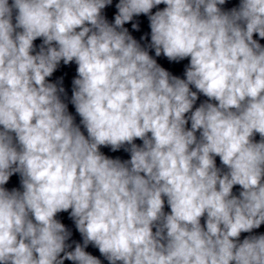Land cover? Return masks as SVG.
<instances>
[{
    "label": "clouds",
    "instance_id": "9594fccd",
    "mask_svg": "<svg viewBox=\"0 0 264 264\" xmlns=\"http://www.w3.org/2000/svg\"><path fill=\"white\" fill-rule=\"evenodd\" d=\"M112 3L0 0V264H101L89 244L109 264H264V234L238 242L264 224V0H119L109 24ZM141 14L155 57L190 58L185 79L124 27ZM61 61L87 136L46 80ZM198 93L218 103L193 111ZM125 144L127 161L100 151ZM17 173L23 192L4 187ZM69 210L83 244L65 251Z\"/></svg>",
    "mask_w": 264,
    "mask_h": 264
}]
</instances>
